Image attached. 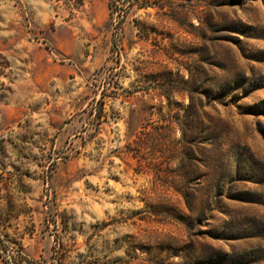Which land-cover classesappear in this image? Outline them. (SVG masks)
I'll return each instance as SVG.
<instances>
[{
  "label": "rangeland",
  "instance_id": "obj_1",
  "mask_svg": "<svg viewBox=\"0 0 264 264\" xmlns=\"http://www.w3.org/2000/svg\"><path fill=\"white\" fill-rule=\"evenodd\" d=\"M149 5L0 0V264H264V0Z\"/></svg>",
  "mask_w": 264,
  "mask_h": 264
},
{
  "label": "trees",
  "instance_id": "obj_2",
  "mask_svg": "<svg viewBox=\"0 0 264 264\" xmlns=\"http://www.w3.org/2000/svg\"><path fill=\"white\" fill-rule=\"evenodd\" d=\"M149 1L150 0H134V2H136L141 8H149L150 7ZM188 190L190 191V193L182 194L185 205L192 214H198V211L203 206V203L201 201H199V187L198 186L197 187L191 186V187H189ZM199 206H201V207H199ZM188 219L190 221L189 226L202 223V221H203L199 218L196 219L193 216L189 217Z\"/></svg>",
  "mask_w": 264,
  "mask_h": 264
}]
</instances>
